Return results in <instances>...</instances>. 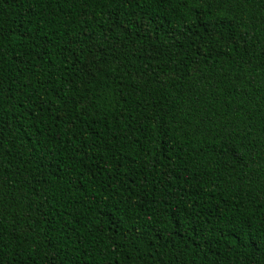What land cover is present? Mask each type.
Returning <instances> with one entry per match:
<instances>
[{"label": "trees", "instance_id": "16d2710c", "mask_svg": "<svg viewBox=\"0 0 264 264\" xmlns=\"http://www.w3.org/2000/svg\"><path fill=\"white\" fill-rule=\"evenodd\" d=\"M0 264H264V0H0Z\"/></svg>", "mask_w": 264, "mask_h": 264}]
</instances>
